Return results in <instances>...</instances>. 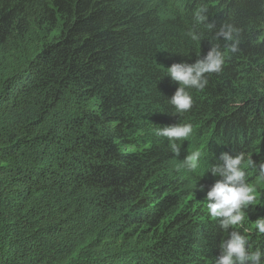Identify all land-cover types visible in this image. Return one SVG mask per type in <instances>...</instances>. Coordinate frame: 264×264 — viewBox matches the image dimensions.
<instances>
[{
	"label": "trees",
	"instance_id": "trees-1",
	"mask_svg": "<svg viewBox=\"0 0 264 264\" xmlns=\"http://www.w3.org/2000/svg\"><path fill=\"white\" fill-rule=\"evenodd\" d=\"M212 47L222 71L177 112L167 69ZM174 124L193 132L156 135ZM240 152L261 196L225 231L203 204L211 166ZM261 163L264 0H0V264H216L232 230L264 253Z\"/></svg>",
	"mask_w": 264,
	"mask_h": 264
},
{
	"label": "clouds",
	"instance_id": "clouds-1",
	"mask_svg": "<svg viewBox=\"0 0 264 264\" xmlns=\"http://www.w3.org/2000/svg\"><path fill=\"white\" fill-rule=\"evenodd\" d=\"M206 8H199L194 19L198 24H203L207 19L203 14ZM211 28L212 25H207ZM239 35V30L230 24L222 25L216 33L217 37H223L226 41H233L234 35ZM193 41L198 40L199 34L194 31L187 33ZM238 40L228 47V51L235 53ZM225 53L212 47L203 59H197L193 64L179 63L173 64L167 69L168 76L172 81L179 84L178 89L170 100L175 110L179 113L189 112L193 107V98L186 89H196L203 91L208 81L206 77L210 74L222 71ZM193 132L191 124H174L171 126L158 127L156 135L165 137L169 141L187 140ZM176 156L180 154V146L171 144ZM202 153L193 151L184 158V165L190 171L196 170L200 166ZM220 163L211 166L210 172L213 176L220 177L207 191L206 200L207 212L215 220L214 224L220 221V227L228 231L242 225L245 220V213L249 206L254 205L257 200L256 188L246 180L245 168H257L256 163L248 157L245 158L243 152L235 155L222 153L219 158ZM259 174L264 179V163L259 165ZM217 220V221H216ZM211 221V220H210ZM259 233L264 234V218H258L254 222ZM261 253L259 249L249 251L248 239L239 231L232 230L228 238L220 245V256L216 264H261Z\"/></svg>",
	"mask_w": 264,
	"mask_h": 264
},
{
	"label": "rangeland",
	"instance_id": "rangeland-1",
	"mask_svg": "<svg viewBox=\"0 0 264 264\" xmlns=\"http://www.w3.org/2000/svg\"><path fill=\"white\" fill-rule=\"evenodd\" d=\"M257 185V187H255L256 188V195H257V199L261 196L260 195V193H259V190H260V186H259V183H257L256 184ZM207 200H204V204H203V206H204V210H205V213H206V215L208 216V217H210L209 216V214H208V212H207ZM210 220L211 221H213V222H215V220H213L211 217H210ZM217 221V220H216ZM219 221V220H218Z\"/></svg>",
	"mask_w": 264,
	"mask_h": 264
},
{
	"label": "bare ground",
	"instance_id": "bare-ground-1",
	"mask_svg": "<svg viewBox=\"0 0 264 264\" xmlns=\"http://www.w3.org/2000/svg\"><path fill=\"white\" fill-rule=\"evenodd\" d=\"M223 120V119H222ZM226 144V143H225ZM217 178V177H216ZM210 183V182H209ZM209 229V228H208ZM182 236V235H181Z\"/></svg>",
	"mask_w": 264,
	"mask_h": 264
}]
</instances>
